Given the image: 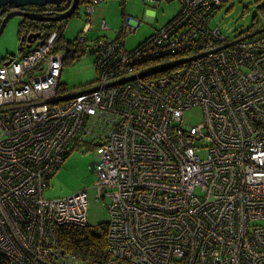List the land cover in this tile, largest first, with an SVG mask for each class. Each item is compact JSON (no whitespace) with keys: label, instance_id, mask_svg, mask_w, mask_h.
Listing matches in <instances>:
<instances>
[{"label":"built area","instance_id":"2783aa9c","mask_svg":"<svg viewBox=\"0 0 264 264\" xmlns=\"http://www.w3.org/2000/svg\"><path fill=\"white\" fill-rule=\"evenodd\" d=\"M176 1L177 18L133 51L135 27L117 49L98 37L95 84L63 103L55 33L0 66V264H79L58 228L87 224L86 192L42 194L101 116L91 169L96 200L110 201L106 264H264V29L229 40L210 23L222 0ZM147 59L179 61L147 70Z\"/></svg>","mask_w":264,"mask_h":264},{"label":"rangeland","instance_id":"374dc122","mask_svg":"<svg viewBox=\"0 0 264 264\" xmlns=\"http://www.w3.org/2000/svg\"><path fill=\"white\" fill-rule=\"evenodd\" d=\"M123 1L105 0L95 7L92 15L95 29L84 34L88 40L86 42L88 47L85 45L83 53L75 61L64 65L59 78L60 85L66 87L69 95L89 89L95 84L96 72L93 65L91 40L97 36H105L113 40L122 26V18L128 17L127 25L135 27V29L125 35L124 45L126 51H133L139 43L171 19L180 8L176 0H161L159 4L144 0ZM256 1L223 0L219 10L211 18V25L219 27L221 34L229 40L246 33L250 30L251 20L256 14V7L264 5V0H260L258 3ZM83 12V9L80 8L79 15L73 16L63 25L57 26L64 40L73 41L75 38H83L82 36L78 37L82 33L84 17L87 19L88 15ZM149 12L153 14L152 17H149L151 15ZM257 16L261 18L259 13ZM101 20H103L102 23ZM19 21L20 18L16 17L10 19L0 35V64L2 58L19 54L18 48L21 46L17 37ZM102 25H104V29H102ZM263 29V26L260 25L253 33ZM184 120L188 125H195L198 122L197 114L187 112ZM94 161V149L79 143L78 149L71 152L61 167L53 172L42 196L44 199L66 198L85 191L88 200L87 224L96 227L108 219L107 205L110 201L109 199L96 200L93 189L95 175L91 169Z\"/></svg>","mask_w":264,"mask_h":264},{"label":"trees","instance_id":"16d2710c","mask_svg":"<svg viewBox=\"0 0 264 264\" xmlns=\"http://www.w3.org/2000/svg\"><path fill=\"white\" fill-rule=\"evenodd\" d=\"M258 1L260 0H257L256 3H258ZM221 5L222 4H220V6ZM220 6H218L217 11L219 10ZM179 12H180V9L164 25H168L172 21H174L177 18ZM215 13L217 12L215 11ZM257 13L260 14L261 18H258ZM213 15L211 16V18L213 17ZM128 21H129L128 17L122 18V26L118 30V33L116 34L115 38L119 37L121 29L123 28L125 24H127ZM260 25H262L264 28V5L256 7V14L253 16L251 20L250 30H248L244 34L238 35L237 37L249 35L256 29H258ZM57 26L59 25H54L52 28L55 29L56 31H59ZM211 27H213V25H211ZM214 27H217V26H214ZM217 28L219 29V27ZM55 30L49 29L47 34L45 33V35L41 36V38L51 36ZM155 32L156 30L153 32L152 35H150L148 38L144 39V41L139 43L136 46V48H138L145 41L149 40L155 34ZM20 33L21 32L19 30L17 33L18 37ZM97 38L98 37H96V39ZM58 40H60V38L59 39L57 38V40L55 41L56 48L63 47L64 43L62 42V40L61 42ZM87 41L88 40H86V42ZM68 42L72 46V48L73 47L74 48L71 49V52H69V55L66 57L67 60L63 64V67L65 64L66 65L69 64V62L75 61L78 58V56H80L84 51L83 43L78 42V38H75L73 41H68ZM171 55L174 57H177L179 54L173 53ZM92 58H93V65H94V57L92 56ZM178 61L179 60H175L171 63H167L163 65V63L167 62V59L159 60L158 63L160 64L158 68L156 66H153L154 61L151 59H147L143 61L142 63L147 67V70H154V69L164 68L170 64H175ZM95 72H96V69H95ZM96 75H97V72H96ZM60 87L62 90L66 89V87L63 85H60ZM103 118L104 117L101 116L100 119L93 118V117H88L86 119L85 123L82 126L83 128H82L80 136L77 138L75 143L71 146V148L68 149V151L64 155V161L71 152L78 149L79 143L86 144L92 149H94V151H96L97 146L99 145L100 141L102 140V138L105 136L107 132L106 129H108L107 124ZM61 165L59 167H61ZM51 175L48 177V180L50 179ZM107 226H108V219L106 220L105 223H100L96 227L91 226L89 224H86L83 227L73 226V225L61 226L58 228L59 241L62 247H64L68 252H72L78 258L79 264H106L108 258H110L109 242L107 238Z\"/></svg>","mask_w":264,"mask_h":264},{"label":"flooded vegetation","instance_id":"af4514ba","mask_svg":"<svg viewBox=\"0 0 264 264\" xmlns=\"http://www.w3.org/2000/svg\"><path fill=\"white\" fill-rule=\"evenodd\" d=\"M69 9V6H67V3L64 5H60L59 7H56L54 5H46L43 7H37V6H26L24 8H17L15 9L12 5H7L1 7L0 11V25L2 20L5 18V16L9 13L21 11L24 13H31L35 15H39L42 18H49V17H55L58 15L63 14ZM16 18H20V21L18 23L17 33L20 30V35L18 37L19 45L24 46L27 44L28 41L36 42L44 33H47L49 30V27L53 26L54 24L60 25L63 23H66L65 21H59L57 23H47L43 21H31L28 19H23L21 16H15ZM14 18V17H12ZM5 28V27H4ZM36 40L34 41V39ZM12 56L4 57L2 58L1 65H3L5 62L8 61Z\"/></svg>","mask_w":264,"mask_h":264},{"label":"bare ground","instance_id":"6f19581e","mask_svg":"<svg viewBox=\"0 0 264 264\" xmlns=\"http://www.w3.org/2000/svg\"><path fill=\"white\" fill-rule=\"evenodd\" d=\"M103 1H105V0H103ZM103 1H101V2H103ZM152 2H154L153 0H151ZM100 2V3H101ZM67 3V6H69V9L71 8V6H72V4H73V0H65L64 2H62L60 5H64V4H66ZM222 3H223V0H222ZM221 3V4H222ZM88 4H91L92 5V8L88 5ZM99 3H96V4H92V3H90L89 2V0H77V7H76V9L74 10V12H73V14L70 16V17H67L66 19L68 20V19H70V18H72L73 16H76V15H79V9L80 8H82L83 9V13H85V11L86 10H90V11H92V9H93V11H94V9H95V7L98 5ZM57 7V6H56ZM59 7V6H58ZM68 9V10H69ZM180 9V8H179ZM67 10V11H68ZM66 11V12H67ZM66 12H64V13H66ZM63 13V14H64ZM29 14H31V13H29ZM58 16H60V15H58ZM55 17H57V16H55ZM55 17H49V18H55ZM49 18H46V19H49ZM10 19H12V18H10ZM10 19H8V21L10 20ZM7 21V22H8ZM103 20H101V22H102ZM7 22H6V24H7ZM43 22H47V23H57V22H54V21H48V20H45V21H43ZM54 25H56V24H54ZM53 25V26H54ZM93 25V21H91V20H85V18H84V21H83V27H82V32L83 33H81V35H79V37H81L83 34H86V33H88L89 31H92L93 30V28L92 29H89V30H84V29H88V28H91V26ZM6 26V25H5ZM53 26H51V27H49V29L50 30H55V29H53L52 27ZM163 27V26H162ZM162 27H160V28H162ZM159 28V29H160ZM48 29V30H49ZM159 29H157V30H159ZM156 30V31H157ZM53 33H55L56 34V38H60V40H58V41H60L61 42V40H62V42L64 43V47H65V50H66V52H67V56L69 55V52H71V49H73L72 48V46L69 44V42L68 41H66V40H64L63 39V37H62V35L60 34V31H54ZM117 33H118V31H117ZM116 33V34H117ZM83 37V36H82ZM97 37H99L100 39H102L103 41H105L106 43H109L112 47H114V48H118V45L115 43V42H113V41H111L110 39H108L107 37H105V36H97ZM83 39H85L84 37H83ZM115 39V38H114ZM113 39V40H114ZM95 40H96V37H95V39H93V40H91L90 42H91V44L92 43H94L95 42ZM96 44H97V46H99V47H101L97 42H96ZM85 45H86V47H88L87 45L88 44H86L85 43ZM66 56V57H67ZM92 56H93V53H92ZM65 57V60L63 61V63H65L66 62V60H67V58ZM110 63H114V62H110ZM165 64H167V63H163V65H165ZM168 66V65H167ZM166 66V67H167ZM135 66H132L131 68H134ZM94 68H95V66H94ZM96 69V68H95ZM57 90L59 91V93H61V97L60 98H58L56 101H57V103L58 104H60V103H63V101H65L67 98H68V96H69V94H68V91L66 90H62L61 89V87L59 86L58 88H57ZM135 112V111H134ZM136 113V115L138 116V119L140 120V119H142L141 118V116H139V113H137V112H135ZM10 143H12L13 144V148L14 149H16V150H19V151H24V150H28L29 149V147L28 146H20V145H16L15 144V141H16V139L15 138H10ZM142 150L144 151V152H150L149 150H147L146 148H144V146L142 147ZM59 168V167H58ZM58 168H56V170L58 169Z\"/></svg>","mask_w":264,"mask_h":264},{"label":"water","instance_id":"95a60500","mask_svg":"<svg viewBox=\"0 0 264 264\" xmlns=\"http://www.w3.org/2000/svg\"><path fill=\"white\" fill-rule=\"evenodd\" d=\"M65 0H0V9L3 6H7V5H12L15 9L17 8H24L26 6H37V7H43L46 5H54V6H60V4L62 2H64ZM77 7V0H73V4L71 6V8L64 14H61L60 16H57L55 18H42L39 15H35V14H29V13H24L21 11H17V12H13V13H9L5 16V18L2 20L1 25H0V35L3 32V29L6 25V22L8 21V19L15 17V16H21L23 19H28L31 21H54V22H59V21H65L67 20V17H70L74 10ZM0 13H2V11H0ZM30 42V41H28ZM30 46L28 45L26 48H29ZM18 50H22V47L20 46L18 48ZM8 62H5L4 65H7ZM92 166V165H91Z\"/></svg>","mask_w":264,"mask_h":264},{"label":"crops","instance_id":"0c3cea01","mask_svg":"<svg viewBox=\"0 0 264 264\" xmlns=\"http://www.w3.org/2000/svg\"><path fill=\"white\" fill-rule=\"evenodd\" d=\"M154 3H159V1H155V0H154ZM93 13H94V11H93ZM93 13H92L91 15H87V19H86L84 16H83V17L85 18V20H91V21H93L92 28H93V30H94V29H95V26H94L95 23H94V20H93V18H92ZM84 14H85V13H84ZM149 14H151L149 17H152V16H153V14H152L151 12H149ZM93 30H92V31H93ZM81 32H82V31H81ZM82 33H83V32H82ZM82 36L84 37V34H83ZM78 37H79V36H78ZM84 38H85V37H84ZM82 39H83V38H82ZM83 40H84V42H82V43H83V47H84V45H85L87 39L85 38V39H83ZM87 42H88V41H87ZM63 68H64V67H63ZM62 70H63V69H62Z\"/></svg>","mask_w":264,"mask_h":264},{"label":"clouds","instance_id":"9594fccd","mask_svg":"<svg viewBox=\"0 0 264 264\" xmlns=\"http://www.w3.org/2000/svg\"><path fill=\"white\" fill-rule=\"evenodd\" d=\"M20 50H18V52H19Z\"/></svg>","mask_w":264,"mask_h":264}]
</instances>
